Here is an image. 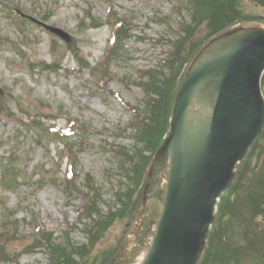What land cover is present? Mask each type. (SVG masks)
I'll use <instances>...</instances> for the list:
<instances>
[{
  "label": "rangeland",
  "instance_id": "374dc122",
  "mask_svg": "<svg viewBox=\"0 0 264 264\" xmlns=\"http://www.w3.org/2000/svg\"><path fill=\"white\" fill-rule=\"evenodd\" d=\"M186 4L187 0H0V177L3 170L10 174L6 183L0 182V264H106L125 237L127 251L117 260L137 264V243L130 240L133 235L140 238L144 230L145 208L159 201L152 195L154 184L145 193L143 210L128 230V219L116 220L109 226L110 220H106L103 233L89 248L84 227L77 220L88 191L72 197L64 193L69 173L67 154L75 162L76 184L87 187L89 177L101 190L103 207L99 212L105 216L108 205L116 203L114 189L128 188L135 177L130 174L122 181L127 176L119 172L112 147L136 151V129L157 125L139 120L145 116L146 97L136 85L138 78L155 67L168 46L178 39L179 30L187 23L186 15H178L175 8L182 9ZM262 6L242 2L240 8L229 13V19L234 20L233 15L241 21L257 16L264 19ZM209 21L208 18V24ZM45 26L64 32L71 43L66 45ZM120 28L127 31L126 35L118 39L117 49L111 50ZM246 28L249 26L238 30ZM219 29L222 27L215 31ZM207 35L206 29L197 31L183 54L189 55ZM85 63L88 70L81 69ZM165 95L163 103L171 96L169 90ZM161 117L165 123L166 116ZM67 127H73L76 133L68 140L49 131ZM156 128L151 149L165 137L164 124ZM61 141L75 152L70 153ZM257 155L255 152L252 162ZM153 163L144 188L159 175L160 169ZM263 192L264 176L253 198L257 202L264 200ZM151 220L152 227L155 216ZM234 230L231 244L219 249L225 257L229 254L240 259L246 249L264 242L263 232L250 230L248 225L235 223ZM248 230L250 238L246 241L242 233L248 234ZM47 232L53 233L50 245L42 246L45 244H40V234ZM150 234L151 231L141 245H146ZM72 243L88 247L83 259L72 256L77 253L70 251ZM54 248L63 251L64 259L51 253Z\"/></svg>",
  "mask_w": 264,
  "mask_h": 264
},
{
  "label": "water",
  "instance_id": "95a60500",
  "mask_svg": "<svg viewBox=\"0 0 264 264\" xmlns=\"http://www.w3.org/2000/svg\"><path fill=\"white\" fill-rule=\"evenodd\" d=\"M263 70L264 32L253 31L186 78L175 104L171 137L157 157L170 149L163 215L143 264H197L215 202L229 185L234 164L262 129L258 83ZM205 81L215 95L213 117L205 130L187 132L185 109Z\"/></svg>",
  "mask_w": 264,
  "mask_h": 264
},
{
  "label": "trees",
  "instance_id": "16d2710c",
  "mask_svg": "<svg viewBox=\"0 0 264 264\" xmlns=\"http://www.w3.org/2000/svg\"><path fill=\"white\" fill-rule=\"evenodd\" d=\"M207 0H199L196 1V9L197 11L200 13L201 18H197V20H195V24L196 26L193 28L196 29L199 26H203V24H206L208 27L212 28V29H218L219 27H228L232 24H234L237 20H240L236 15H233V17L235 18L234 20H230L229 17L231 15H229V13H231L232 11L237 9L236 3L237 0H212V1H208ZM218 2H222V4L218 7L214 6L211 7V5H215ZM252 2H258L260 0H251ZM263 0H261L262 2ZM206 2V3H205ZM264 5V4H262ZM217 10H220L219 12H216ZM201 11V12H200ZM214 13H217L215 15H213ZM199 16V17H200ZM222 16L228 17L227 19L225 18H221ZM208 18H209V22H211L210 24H208ZM216 18V19H215ZM202 19V20H200ZM212 19H215L216 21L213 22L214 23V27L212 26ZM219 19V20H218ZM218 20V21H217ZM223 20V21H222ZM194 24V25H195ZM190 28V27H189ZM188 28V29H189ZM211 29V30H212ZM214 31V30H212ZM192 34H189L187 36V38H185L184 43H180L177 46V49L175 50V53L173 55V58L170 60V62L167 63L166 69L165 70V66L162 67V69L157 72V71H153V73H151V75H149V79H150V85H153L154 90H153V94L154 96L157 97L156 100L152 101L151 104V109L154 111H151V118L152 116L154 117L153 120L155 122V124H157L155 127H153L152 125L148 126V127H144L143 131L141 133H139V135L137 136L136 141L143 143L145 146L143 147L142 150H136L134 151L132 154H130V152L128 150H125L124 148H119L116 153L119 157H122L125 162H129L132 166V168L130 170H126L127 176L129 174L135 175L133 182H134V189H128L125 193H118L117 196V203L115 205V207L108 213V217L100 215L99 211H97V207H98V203L95 201H89V206H87L86 209L89 210L88 213V218H91V215H95V217H97V221L93 224L92 228L90 231H88V234L90 235V241L91 244H95L96 243V238L98 235L103 233V227H104V221H108L110 220V223L106 226L111 225L114 221L118 220V219H122L124 218L125 215H132L136 210L137 207L139 205V200L137 199L136 193H137V189L139 188V185L141 184L142 181H144L145 179V175L143 174L144 171L146 170V167L148 165V159L145 158L144 156V152H153L154 149L159 148V146L161 145V140L159 139L157 141V143L155 144V147L153 149H151V145H152V141L155 139L156 136V127H160L163 128V122L164 119L162 117H158V115H163L166 116V119H168V111H169V103H171V99L173 98V93L178 85V82L180 80V76H181V68H182V62L180 61L181 55H179L180 53H183L184 48L187 44V41L189 39L192 38ZM178 68V72L176 73V69ZM165 70V72L163 73V71ZM180 70V71H179ZM178 75V76H177ZM169 90V92L171 93V98H169V100H166L163 103V100L165 99V94L166 91ZM167 99V96H166ZM167 123V120L165 122V125ZM158 145V146H157ZM155 152V151H154ZM153 152V153H154ZM118 157V158H119ZM121 162L124 164L123 160L120 158ZM133 161V162H132ZM140 167L143 169L142 172V176L140 177L141 173H140ZM136 171H138V173H136ZM263 172H264V168L262 169H257V170H249V168L247 167V164H243L236 175V181L234 186L232 187V195L237 196L235 193H240L243 192L244 190H252L249 193V199L244 198L243 202H241L240 206L241 207H245L248 206L250 207H246L245 210H241V211H260V212H264V200L260 201H256L255 198H253V193L255 190H257L258 184L257 182H255V178L256 177H261V179L263 178ZM243 177H247V180L253 179L254 178V182L255 185L254 186H249L247 188H245V185L247 184V180H243ZM264 194V192H263ZM137 199V200H135ZM133 201V202H132ZM132 202V203H131ZM240 202V198H236L234 204H238ZM262 203V205H260ZM120 206V209H117V206ZM131 205V206H130ZM239 205V204H238ZM129 206L131 207V209H129ZM229 216L228 213H224L221 220H220V226L224 224V220L225 218ZM97 225V226H96ZM100 230L99 232H96V230ZM106 231V230H104ZM94 232V234H93ZM217 236V234L211 235V239L215 238ZM71 252H77V253H73V257L76 255L77 257H79L80 259H83L86 254H87V249H83L81 246H70L69 247ZM57 251H54V253H56V256L58 258H63L64 259V254L63 251L56 249ZM220 250H218V248H216L213 244V241L211 240L210 243L207 245V247L205 248L202 256H201V261L199 264H241L240 261L237 259V257L235 255H226L223 256L219 253ZM0 256H3V252L0 253ZM110 258H108L109 260ZM239 261V262H238ZM245 264V263H244ZM251 264H264V242L259 245L258 247V257L254 256V261L251 260Z\"/></svg>",
  "mask_w": 264,
  "mask_h": 264
},
{
  "label": "bare ground",
  "instance_id": "6f19581e",
  "mask_svg": "<svg viewBox=\"0 0 264 264\" xmlns=\"http://www.w3.org/2000/svg\"><path fill=\"white\" fill-rule=\"evenodd\" d=\"M210 49V48H209ZM207 50L203 57L198 61L197 60V66L200 63H204L214 56H216L220 51L223 49V46L221 44L214 45L210 50ZM206 92H211V88L205 84H201L197 87L195 90L194 96L188 106L187 112H186V127L188 129L194 130L200 125H205L208 123L212 111V103H213V95L211 94L210 99H206L205 95ZM169 155L164 159L162 163V169L159 175L156 177V187H155V195L153 197L159 196V202L157 204L155 203H149L147 206V212H146V221H151V217L153 215V212L155 213V224L158 220L160 211L162 209V203H163V193L166 189L167 184V178H168V170H169ZM156 205V209L155 208ZM155 231V225L152 228V234L147 239V244L143 246L140 250H138L136 257L138 258L137 264H143L148 252L149 248L152 242L153 233Z\"/></svg>",
  "mask_w": 264,
  "mask_h": 264
}]
</instances>
